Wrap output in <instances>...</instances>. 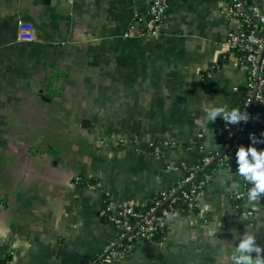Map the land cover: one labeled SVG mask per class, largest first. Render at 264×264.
Returning a JSON list of instances; mask_svg holds the SVG:
<instances>
[{"label": "crops", "instance_id": "1", "mask_svg": "<svg viewBox=\"0 0 264 264\" xmlns=\"http://www.w3.org/2000/svg\"><path fill=\"white\" fill-rule=\"evenodd\" d=\"M229 0H168L157 37L141 36L136 15L150 0H0V260L82 264L114 236L99 217L98 181L114 205L144 207L220 145L213 105L234 107L246 71L228 52L237 22ZM264 3V0H262ZM38 41L17 40V23ZM128 34V37L125 35ZM264 133L255 117L244 147ZM236 158L176 212L162 242L139 243L118 264H229L239 237L264 248V197L235 214ZM235 230V236L233 235ZM254 255V254H253Z\"/></svg>", "mask_w": 264, "mask_h": 264}, {"label": "built area", "instance_id": "2", "mask_svg": "<svg viewBox=\"0 0 264 264\" xmlns=\"http://www.w3.org/2000/svg\"><path fill=\"white\" fill-rule=\"evenodd\" d=\"M168 9V0H150L146 16L148 19L141 27L142 18L136 15L133 22L140 26L139 34L147 37H157L160 34V28L166 19ZM221 14L230 20L237 22V29L232 30L226 35V47L228 52L233 54L238 63L245 68L246 95L241 112H247L251 107L260 105L264 98V3L262 0H229L222 8ZM128 37V34L125 35ZM17 40L20 42H36L38 37L31 24L23 21L17 23ZM264 118V116H262ZM246 123L240 122L233 126L231 132L220 141V145L228 149L227 154L219 158L218 153L208 154L202 150L201 161L188 166L181 163L176 170L182 171V168L188 166V174L182 172L181 178L173 185L161 191L151 202L147 211H137L135 206L114 205L110 202L109 193L103 190L102 185L97 181L88 184L86 188L98 193L105 208L100 209L99 215L104 216L107 225L114 230V236L108 241L101 254L95 259L100 260L102 264H118L128 259L136 251L139 243L151 242L152 238L168 228L169 220L176 213L175 204L182 201L188 209L196 207L198 197L203 193L205 187L210 183L212 177L206 176L203 181L193 184L195 175L204 167L214 161L219 164L225 163L226 166L230 160L235 158V153L240 146H244V135ZM83 181L79 177L74 179L76 184ZM247 184L240 177L239 188L230 196L236 200H244V185ZM189 185L187 189H184ZM103 190V191H102ZM107 201V202H105ZM163 205H166L163 207ZM252 213L245 211L241 216H250ZM0 264L3 262L0 260ZM89 264V263H82Z\"/></svg>", "mask_w": 264, "mask_h": 264}, {"label": "clouds", "instance_id": "3", "mask_svg": "<svg viewBox=\"0 0 264 264\" xmlns=\"http://www.w3.org/2000/svg\"><path fill=\"white\" fill-rule=\"evenodd\" d=\"M218 117L233 126L239 125L242 121L247 123L250 119L247 112H241L238 108L228 110L224 104L210 107L204 119L213 123ZM261 136H264V133H261ZM249 140L253 145L264 144V139H258L254 134L249 135ZM235 158L236 174L250 185L246 193L248 202L259 205L261 198L264 197V150L258 151L253 146L247 148L240 146ZM234 188L238 189L239 185H234ZM233 235L235 236V230ZM238 239V244L233 247L234 251L228 258L229 264H264V248L257 244L255 235L244 233Z\"/></svg>", "mask_w": 264, "mask_h": 264}, {"label": "trees", "instance_id": "4", "mask_svg": "<svg viewBox=\"0 0 264 264\" xmlns=\"http://www.w3.org/2000/svg\"><path fill=\"white\" fill-rule=\"evenodd\" d=\"M140 17L142 18L141 20V27L143 26V24L145 23V21L148 19V17L145 15V16H141ZM245 95H246V87L245 85H243V87L241 88V98L239 100V102L232 108L228 109V110H231L233 108H238L240 110H242V107L244 105V101H245ZM247 113L249 114V121L246 123V127H245V130L248 131L250 125H251V122L252 120L257 117V116H264V98H263V101L260 105L256 106V107H251ZM233 129V125H230V124H227L226 122L223 121V124H222V130H223V134H222V137H221V140L220 141H223L225 139V137L231 132V130ZM242 135L245 136V132H242ZM228 152V149L224 148L223 146L219 145L218 149L212 153H208V154H214V153H218L219 154V158H222L223 154H227ZM202 159V155L200 156V161ZM226 167V164L223 163V164H219L217 161H214L212 162L211 164H209L208 166L204 167L201 171H199L195 177L193 178L192 180V183L193 184H197L199 183L200 181H203L205 179L206 176H211L212 178L214 177V175L219 171V170H222ZM189 167L186 166L184 168H182V172L184 175H187L189 172ZM97 181H83L81 182L80 184L83 185L84 187H86L88 184H93ZM189 187V185H186L184 187V189H187ZM247 188V184L244 185V190H243V193L245 192ZM104 190V189H103ZM102 190V191H103ZM107 202V201H105ZM230 202H231V206L233 208V210L235 211V214L238 215V216H241L242 213H244L246 211L245 207H244V204H243V201L242 200H236L234 198H230ZM107 203H104L103 205L101 204V208L100 209H103L105 208V205ZM152 204L149 203L147 204L146 206L144 207H135V210L137 211H147L150 206ZM166 205H163V207H165ZM175 209H176V212H195V209L196 207L192 208V209H188L186 204L182 201H178L176 204H175ZM100 219L103 223H107L106 221V218L104 216H100ZM166 233H167V227L161 232V233H158L156 236H154L152 238V241L151 242H154V243H158V242H162L164 240V238L166 237ZM85 263H89V264H102V262L100 260H93V261H88V262H85ZM4 264V263H3Z\"/></svg>", "mask_w": 264, "mask_h": 264}]
</instances>
